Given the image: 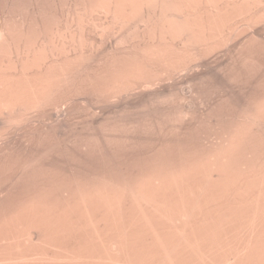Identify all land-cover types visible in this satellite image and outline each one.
Here are the masks:
<instances>
[{
    "label": "bare ground",
    "instance_id": "6f19581e",
    "mask_svg": "<svg viewBox=\"0 0 264 264\" xmlns=\"http://www.w3.org/2000/svg\"><path fill=\"white\" fill-rule=\"evenodd\" d=\"M52 3L0 20V264H264V0Z\"/></svg>",
    "mask_w": 264,
    "mask_h": 264
},
{
    "label": "rangeland",
    "instance_id": "374dc122",
    "mask_svg": "<svg viewBox=\"0 0 264 264\" xmlns=\"http://www.w3.org/2000/svg\"><path fill=\"white\" fill-rule=\"evenodd\" d=\"M25 1H26V0H0V20L3 21L2 19H5V20H6V18L9 19V18L12 17L13 20L16 19V22H17V19H18V22H20L21 17L24 16V14H25V16L30 17V16L34 15V13H35L36 11H38L39 9H40L39 11H40L41 14H42V11H44V9H41V6H42V8L47 9L46 11H47L48 13H50V11H52V12H51L52 14H51V13H50V14H47L48 17H55V16H57V15L60 16V15H61V12H62L63 9H64V8H63V9L60 8L59 3H57L58 6H57V5H54V6L52 5L54 8L58 9L57 11H55V10L53 9L56 13H55L52 9H50V6H51V5H48V3L51 4L53 0H51V1H49V0H39V1H38V0H32L33 2H32L31 0H30V2H29V0H27V2H25ZM42 1H43V2H42ZM47 1H48V2H47ZM31 2H32L33 4H32ZM40 2H41V6H40ZM44 2H45V3H44ZM23 3H25V4H24L25 6L23 5ZM28 3H29V4H28ZM43 3L46 5L47 8L44 7L45 5H43ZM19 4H20V5L22 4V6L20 7ZM31 4H32L34 7H33V6H29V5H31ZM52 4H54V3H52ZM27 5H28L29 7H28ZM36 5H37V6H36ZM12 6H13V7H12ZM14 6H15V7H14ZM16 6H17V7H16ZM52 6H51V8H53ZM10 7H11V8H10ZM19 7H20V8H19ZM24 7H25V8H24ZM27 7H28V9H27ZM30 7H32V8H30ZM37 7H39V8H37ZM14 8H15V9H14ZM18 8H19V9H18ZM34 8H35V9H34ZM36 8H37V9H36ZM12 9H14V10H12ZM24 9L27 10V11L30 10V11H28L29 13H28L27 15H26L27 12L24 13V11H23ZM60 9H61L62 11H61ZM33 10H35V11H33ZM11 11H13V12H11ZM16 11H18V12H16ZM19 11H20V12L23 11V12H22L23 15L20 13L21 16L18 14V15H19V17H18V16L15 15L14 13L17 14V13H19ZM32 11H33L34 13H33ZM58 11H59L60 13H59ZM9 12H10V13H9ZM32 13H33V14H32ZM36 13H39V12H36ZM45 13H46V12L44 11V15L46 16ZM54 13H55L56 15H55ZM7 15H8V17H7ZM9 15H10V16L12 15V16L10 17ZM13 15H15V16H13ZM42 15H43V14H42ZM44 15H43V16H44ZM4 16H5V17H4ZM25 16H24V17H25ZM36 16H38V15H36ZM24 17H22V19H23ZM1 18H2V19H1ZM12 18H11V19H12ZM14 18H15V19H14ZM11 19H10V20H11ZM14 22H15V21H14ZM214 101H215V102H213L212 105L217 103L216 99H215ZM195 104H197V103H195ZM195 104H194V105H195ZM210 104H211V103H210ZM199 105H200V104H198L197 106H199ZM206 105H207V106H206ZM197 106H194V107H197ZM204 106H205V107H204ZM214 106H215V105H214ZM201 107H204V108H200V106H199V108H197V109L195 108L196 110H198V111H195V112H197L198 114H203V112L206 113V109H205V108H208L207 111H209V109H210L211 107H213V106H210V107H209L208 104H203V106L201 105ZM200 109H201V111H200ZM203 110H205V111H203ZM199 111H200V112H199Z\"/></svg>",
    "mask_w": 264,
    "mask_h": 264
}]
</instances>
